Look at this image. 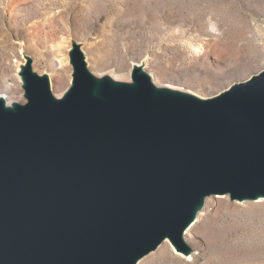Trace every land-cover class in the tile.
<instances>
[{"label": "water", "instance_id": "water-1", "mask_svg": "<svg viewBox=\"0 0 264 264\" xmlns=\"http://www.w3.org/2000/svg\"><path fill=\"white\" fill-rule=\"evenodd\" d=\"M60 97L21 66L24 102L0 97V264H135L183 233L212 194L264 197V68L200 97L97 83L78 44Z\"/></svg>", "mask_w": 264, "mask_h": 264}, {"label": "rangeland", "instance_id": "rangeland-1", "mask_svg": "<svg viewBox=\"0 0 264 264\" xmlns=\"http://www.w3.org/2000/svg\"><path fill=\"white\" fill-rule=\"evenodd\" d=\"M73 43L93 74L128 77L137 63L158 87L210 97L264 68V0H0V95L26 100L27 57L60 95L73 78ZM214 195L186 233L191 256L166 241L139 263L264 264V199L223 194L211 205Z\"/></svg>", "mask_w": 264, "mask_h": 264}, {"label": "bare ground", "instance_id": "bare-ground-1", "mask_svg": "<svg viewBox=\"0 0 264 264\" xmlns=\"http://www.w3.org/2000/svg\"><path fill=\"white\" fill-rule=\"evenodd\" d=\"M85 58V57H84ZM60 66H63V63H61L60 64ZM60 70L61 71H59V73H58V79H57V86L58 87H61V86H63L64 85V83H66L65 81V75H64V73L67 71V68L66 67H64V68H60ZM112 73V72H111ZM110 72L109 73H104V74H101V75H97V74H93L94 75V77H95V79H96V81H97V83H100L104 78H108V79H110V80H112V81H114V82H131V75H129L128 77H121V78H117V77H114L112 74H111ZM20 76V75H19ZM20 79H21V76H20ZM11 86V84H7L6 85V87H10ZM66 91V89L63 91V92H61V94L60 95H55L56 97H60V96H62V94L64 93ZM0 97H3L4 99H5V101H6V103H7V105H9V106H12L15 102H18V100H7L6 98H5V96L4 95H0ZM218 195H220V196H218ZM224 195L223 194H215L214 196H213V199H211L210 201H208L211 205H215V204H217V203H219V202H221V201H223V197ZM214 197H216V198H214ZM264 199V197H260V200H257V201H262L261 199ZM206 206H207V202L205 201V199H204V201H203V203L201 204V205H199L198 207H197V210H196V213H195V216H194V218H193V220L187 225V227L185 228V230H184V233H183V238H184V240L192 247V245L188 242V240H187V238H186V233H187V231L189 230V228L197 221V219H202L203 218V216L204 215H206L207 214V210L205 209L206 208ZM166 241H168L169 242V244H171L172 245V243L167 239V238H165L161 243L163 244L164 242H166ZM159 244L155 249H158L162 244ZM173 246V245H172ZM173 248L176 250V252H179V253H181L182 255H185L186 257H189V256H191V253H192V250H193V248L189 251V252H187V253H184V252H181V251H178L174 246H173ZM154 249V250H155ZM167 244L166 243H164L161 247H160V249H159V253H162V252H165V251H167ZM153 251V250H152ZM151 252V251H150ZM149 252V253H150ZM148 254V253H147ZM145 256V255H144ZM144 256H143V258H144ZM142 257L141 258H139L137 261H136V263L135 264H142V262L141 263H139L142 259H143Z\"/></svg>", "mask_w": 264, "mask_h": 264}]
</instances>
